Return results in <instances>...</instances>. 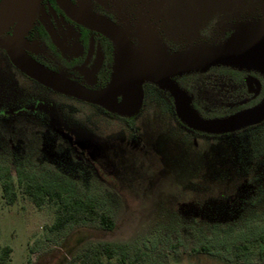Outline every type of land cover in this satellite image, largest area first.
<instances>
[{"label":"rangeland","instance_id":"rangeland-1","mask_svg":"<svg viewBox=\"0 0 264 264\" xmlns=\"http://www.w3.org/2000/svg\"><path fill=\"white\" fill-rule=\"evenodd\" d=\"M151 2H120V30L138 55L151 43L172 54ZM241 26L264 28V0L253 13L222 27L217 41H183L181 51L220 47L224 34ZM30 93L50 100L60 121L42 106L26 109ZM150 106L127 128L90 105L40 88L0 50V167L10 168L14 181L18 170L72 180L117 226L106 232L99 223H81L53 232L50 204L36 207L19 191L9 206L0 192V251L11 248L8 264H72L88 245L104 242L118 250L106 264H120L123 251L126 264H264L260 241L241 260L231 248L264 230V159L251 162L245 139L232 146L225 141L219 151L207 139L184 143L189 137L175 120L160 119ZM174 130L179 134L173 136Z\"/></svg>","mask_w":264,"mask_h":264},{"label":"trees","instance_id":"trees-1","mask_svg":"<svg viewBox=\"0 0 264 264\" xmlns=\"http://www.w3.org/2000/svg\"><path fill=\"white\" fill-rule=\"evenodd\" d=\"M212 7L210 13H201L203 22L197 23L191 12L185 9L192 0H162L160 15L163 18L164 27L169 35L173 33H187L190 37L211 38L219 23L236 16L243 7H248L253 0H205ZM195 20V21H194ZM246 73L234 71L227 67L212 68L204 73H193L177 78V84L192 98V108L205 120L224 119L245 111L256 104L264 96L257 100L246 102L250 94L246 86ZM150 101L154 97L148 93ZM168 99V100H167ZM160 101L159 98H155ZM167 121L175 120L180 132L189 138L182 139L184 143H193L195 139L209 140L214 144L213 150H222L225 143L231 144L235 140L243 139L248 143L251 162L264 159V124L252 126L234 133L223 135H208L188 129L175 115L173 100L166 95ZM170 105V106H169ZM158 107V106H157ZM159 108V107H158ZM159 109H157L158 112ZM157 113V116L162 117ZM130 121V120H129ZM175 131V130H174ZM175 131L173 136L178 135ZM189 134V135H188ZM191 135V136H190ZM226 141V142H225ZM224 142V143H222ZM222 143V144H221ZM235 147V146H234ZM239 158V154L236 158ZM17 180L14 181L12 170L8 167H0V192L6 204L13 206L18 200V193L22 191L36 207H42L47 203L54 209V221L51 226L53 232L65 230L70 225L81 223H99L106 232L116 229V223L105 211H102L93 198L82 195L75 183L63 176L51 178H37L26 176L22 171H17ZM264 243V230L255 238H244L234 242L231 246L236 259L247 258L251 248L256 242ZM11 248L6 246L0 251V264H8ZM118 254L115 245L111 243H95L88 245L73 260L72 264H106ZM120 264H126L125 252H121ZM154 264H161L156 261Z\"/></svg>","mask_w":264,"mask_h":264},{"label":"water","instance_id":"water-1","mask_svg":"<svg viewBox=\"0 0 264 264\" xmlns=\"http://www.w3.org/2000/svg\"><path fill=\"white\" fill-rule=\"evenodd\" d=\"M40 0H2L0 3V50L8 53L12 63L40 84L79 100L99 105L122 116L138 113L142 105V85L152 82L174 99L179 119L189 128L211 135L234 133L264 121V101L255 108L224 119H202L191 106V99L170 78L203 72L215 66L256 70L264 74V28L241 26L224 45L171 54L155 43L138 55L126 35L109 22L93 19L97 29L112 39L118 53V66L112 81L102 91L92 92L68 82L25 55L21 42L32 27ZM17 24L12 37L2 39ZM122 97V102L117 99Z\"/></svg>","mask_w":264,"mask_h":264},{"label":"flooded vegetation","instance_id":"flooded-vegetation-1","mask_svg":"<svg viewBox=\"0 0 264 264\" xmlns=\"http://www.w3.org/2000/svg\"><path fill=\"white\" fill-rule=\"evenodd\" d=\"M1 2L2 0H0V3ZM120 2L126 5L134 2V0H40L36 19L22 40L21 49L26 56L31 58L37 64L49 70L50 72L65 78L68 82L92 92L102 91L107 88L112 81L113 74L116 70L118 53L114 41L97 29V24H95L93 19L97 18L104 20L112 24L117 29H121L122 23L119 18ZM205 2V0H192V3H188L185 7L187 11L194 14L192 16L194 19H196V22L200 24L203 22V17L201 16L200 12L204 13L210 11V13H212L213 11L212 7H210V5L206 4ZM259 2L260 0H253L250 6L243 7L236 16L230 17L219 23L216 30L212 33L211 38L190 37L187 35V33L183 32L173 33L172 36L169 35L170 33H167L164 27L163 18L160 15L162 9V0H152L151 3L154 5L156 10L158 29L163 43L166 48L172 52V54H176L182 52L181 50L184 44L183 41L210 43L217 41L218 38H220V31L222 27L229 23L238 21L246 14L253 13L256 10V5ZM16 26L17 24L4 35H2L1 38L7 39L11 37ZM237 30L233 31L232 33L224 34L222 39L227 42L233 38ZM128 41L131 45L130 39H128ZM1 51H3L6 60H8L10 65L16 71L35 83L40 88L49 92H53L59 96H62L63 98L73 99L78 102L90 105L96 108V110L99 111L103 116L126 124L127 128L132 129L133 122L139 118L147 104H151L150 107L159 109V114H162L161 116L166 117L167 113L165 110L167 108L166 106H168V99L166 100V95L172 98L175 115L179 119L175 110L173 97L169 92L152 82H145L142 85L143 100L138 113L130 116H122L117 113L110 112L99 105L67 96L40 84L18 69L12 63V60L6 51ZM219 67H227L234 71L246 73V86L250 94V97L246 102L257 100L259 97H261L263 92L264 74L256 70L236 69L228 66H215L203 72H192L189 74L204 73L212 68ZM189 74H185L183 76ZM183 76L175 77L174 82L177 84L176 79ZM148 93L154 97L152 101L149 100ZM187 96L192 102V98L188 94ZM26 97L29 98L26 102H24L27 104L25 107L26 109L33 110L35 107L42 106L41 108H43V112L46 111L48 117L50 115L52 116V114L54 115L55 113L57 122L60 121L59 114L54 112L53 103L50 100L44 99L43 97L40 98L36 93L27 94ZM155 98H159L160 101H156ZM117 101L118 103H121L122 97H119ZM263 101L264 96L259 100L258 104L249 109L255 108ZM159 118L162 119V117ZM179 121L184 124L180 119ZM263 124L264 121L257 125L259 126ZM185 126L188 129L193 130L187 125ZM59 133L62 135V133L64 134L65 132L60 129Z\"/></svg>","mask_w":264,"mask_h":264}]
</instances>
